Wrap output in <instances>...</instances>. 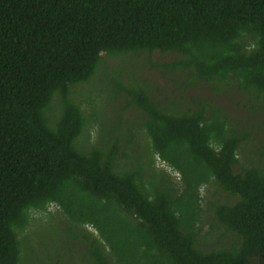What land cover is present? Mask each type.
<instances>
[{
  "label": "trees",
  "instance_id": "1",
  "mask_svg": "<svg viewBox=\"0 0 264 264\" xmlns=\"http://www.w3.org/2000/svg\"><path fill=\"white\" fill-rule=\"evenodd\" d=\"M155 52L174 56L166 68L186 89L236 87L261 105L264 0H0V264H25L24 233L51 205L85 250L78 262L42 264H264V161L239 167L250 133L209 100L163 103L136 79L109 76L141 120L126 131L99 121L90 141L77 93L103 54ZM133 128L147 140L137 151ZM211 181L233 197L215 205L237 237L229 247L200 236V189Z\"/></svg>",
  "mask_w": 264,
  "mask_h": 264
},
{
  "label": "rangeland",
  "instance_id": "2",
  "mask_svg": "<svg viewBox=\"0 0 264 264\" xmlns=\"http://www.w3.org/2000/svg\"><path fill=\"white\" fill-rule=\"evenodd\" d=\"M103 56L99 73L77 93V98L83 101L86 114L93 119L88 127L90 141L98 136L99 121L113 126L121 125L126 131V127L139 124L141 120V112L128 104L130 96L125 92L119 96L114 93L115 88L108 79L111 76L125 84L134 83L133 79H136L138 84L150 88V92L163 103L175 99L177 102L185 100L194 105L197 97L209 100L213 108L219 109L230 122L250 133V139L240 150L239 167L249 165L251 161H264V99L259 105L257 99L236 87L230 91H214L210 84H202L198 88L188 90L184 84V77L175 76L166 68V64L174 59L170 54L155 52L150 55L143 53L140 56L130 54ZM135 131V144L131 147L137 151V146L146 143L147 140L143 131L139 129ZM128 134L127 131L126 136ZM153 157L155 165L167 172L170 179L180 187L182 185L180 173L162 162L158 156ZM126 160L122 159L123 162ZM200 191L204 210L200 231L202 242L208 244L212 240L214 247H229L237 243L235 234L225 230L215 217V205L230 202L233 197L224 193L213 181L207 186H202ZM49 210L51 213L35 214L27 232L24 233L28 235V241L22 245V261L25 264H42L49 260L53 263H71V258L74 257L73 259L78 262L77 257L82 256L85 250L83 240L76 239L81 234L80 229L71 230L65 227L70 223L60 215L59 207L51 205ZM84 228L90 234L98 236L93 226L87 224ZM206 232L211 236L205 238ZM61 236L65 238V242L61 241ZM69 245L73 248L71 252ZM59 248V253H56V249Z\"/></svg>",
  "mask_w": 264,
  "mask_h": 264
}]
</instances>
